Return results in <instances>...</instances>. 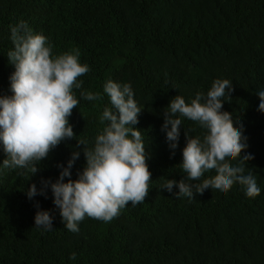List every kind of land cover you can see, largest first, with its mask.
<instances>
[{
  "label": "trees",
  "instance_id": "16d2710c",
  "mask_svg": "<svg viewBox=\"0 0 264 264\" xmlns=\"http://www.w3.org/2000/svg\"><path fill=\"white\" fill-rule=\"evenodd\" d=\"M19 20L48 37L54 54L79 50V62L90 69L78 78L83 90L102 92L108 79L131 84L143 107L134 127L151 176L143 203L126 205L110 222L85 217L78 233L64 228L50 190L47 198L26 197L29 184L41 187V177L55 181L57 163L82 147L76 140L91 146L101 130L98 116L111 107L107 96L80 99L68 117L76 136L51 150L35 175L0 169V264H264V113L255 94L264 89V0H0V95L11 94L9 25ZM214 79L231 82L222 111L242 125L247 148L241 155L253 157L246 172L251 169L261 189L254 198L237 184L193 200L175 197V186L171 193L161 187L164 179L183 177L184 129L192 136L203 131L181 118L171 155L162 111L178 94L189 102L195 92H206ZM5 158L0 148V162ZM84 162L81 152L71 179ZM37 204L49 210L53 229L34 226Z\"/></svg>",
  "mask_w": 264,
  "mask_h": 264
},
{
  "label": "clouds",
  "instance_id": "9594fccd",
  "mask_svg": "<svg viewBox=\"0 0 264 264\" xmlns=\"http://www.w3.org/2000/svg\"><path fill=\"white\" fill-rule=\"evenodd\" d=\"M8 39L12 47L6 59L13 71L8 76L11 94L0 95V148L6 154L0 169L23 170L29 178L35 175L51 150L76 136L68 117L79 100L99 101L106 95L111 107L104 106L99 114L102 128L91 146L86 139H75L82 147H75L64 164L57 163L55 181L41 177V187L29 184L25 195L30 200L37 194L47 198L45 189L50 190L64 228L73 233L79 232L78 225L85 217L110 222L126 205L143 203L151 173L141 131L134 127L143 107L135 100L131 84L108 79L102 92L83 90V81L78 78L90 69L79 62V50L54 54L49 38L35 33L24 20L9 25ZM75 90H80L79 99ZM230 93L228 79H214L206 92H195L189 102L178 94L163 109L160 127L171 155L183 127L181 118L203 130L192 136V129H184L179 164L183 177L164 179L161 185L170 193L175 186V197L193 200L194 194L205 190L224 194L234 184L241 186L246 197L259 195L256 176L251 169L246 172V162L253 157L241 155L247 148L242 125L234 124L230 114L222 111ZM255 94L259 98L257 110L264 113V89ZM81 152L84 165L76 179H71V169ZM209 173L214 174L206 175ZM36 207L34 226L43 231L53 229L49 210ZM69 259L75 260V253Z\"/></svg>",
  "mask_w": 264,
  "mask_h": 264
}]
</instances>
